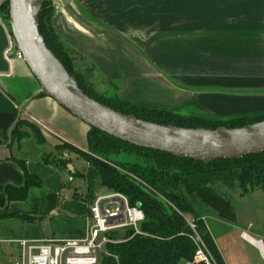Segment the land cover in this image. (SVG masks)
Returning a JSON list of instances; mask_svg holds the SVG:
<instances>
[{
  "label": "crops",
  "instance_id": "1",
  "mask_svg": "<svg viewBox=\"0 0 264 264\" xmlns=\"http://www.w3.org/2000/svg\"><path fill=\"white\" fill-rule=\"evenodd\" d=\"M54 5L56 35L115 90L114 98L193 108L215 118L264 114V0H54ZM14 50L10 27L0 18V202L5 186L24 185L16 162L40 183L24 201H4L8 212L36 221H0V264H13L21 241L83 240L90 225L86 197L65 195L60 169L46 163L55 155L44 149L43 134L65 156L69 148L84 152L89 127L38 96L40 86ZM18 119L34 131L12 140Z\"/></svg>",
  "mask_w": 264,
  "mask_h": 264
},
{
  "label": "trees",
  "instance_id": "2",
  "mask_svg": "<svg viewBox=\"0 0 264 264\" xmlns=\"http://www.w3.org/2000/svg\"><path fill=\"white\" fill-rule=\"evenodd\" d=\"M48 1L51 0H42L38 16V32L44 41V45L64 67L69 76L76 80L80 90L95 102L119 114L133 116L144 122L192 130H216L218 128L234 130L264 122V116L255 118L257 120H248L247 116L234 117L228 122L221 123L198 118L181 119L172 117L158 109L142 105L109 102L100 96H93L92 92L81 83L80 76L74 71L70 57L54 35L51 24H49L51 16L48 18L47 24L44 21ZM7 14L8 5L6 4V18ZM38 96H43V94L40 93ZM18 125L17 123L12 129V140H19L27 135L15 134ZM30 131H34L33 128ZM36 136H38L37 133ZM87 144L90 151L101 157L114 155L115 151H121L126 147L135 153L144 155L146 160L145 165L142 166L139 164L126 166V171L139 180L133 181L106 167L97 156H87L84 152L72 149L89 167V175L98 177L101 188L107 192L123 195L127 198L129 206L139 207L138 209L142 211L144 216L143 222L138 226L142 235L133 236V231L130 229L124 231L122 238H119V232L108 234L110 239L118 240L119 243L104 246L103 250L96 256V264L194 263L197 247L191 238L195 233L209 248L216 262L223 264L206 228L205 217H197L195 207L186 203L181 193L184 192L192 197L193 204L200 202L213 208L217 212L219 220L231 221L230 205L226 199L218 195L217 188L219 186L232 189L237 184L242 192L257 190L264 192V153L237 160H223L205 164L138 148L92 128H89L87 134ZM45 161L47 164L55 166V163L49 158H46ZM16 165L22 171L25 182L21 187L7 185L3 188L4 201L8 203L24 201L28 190L33 186L39 187L40 185L37 178L26 174L22 162H16ZM89 188L90 184L88 183V193ZM160 196L173 207L160 200ZM4 201L0 202V206H3L0 207V221L16 219L23 224L35 223L36 220L31 216L8 212ZM93 201L94 199L88 197L87 194L84 202L90 206Z\"/></svg>",
  "mask_w": 264,
  "mask_h": 264
},
{
  "label": "water",
  "instance_id": "3",
  "mask_svg": "<svg viewBox=\"0 0 264 264\" xmlns=\"http://www.w3.org/2000/svg\"><path fill=\"white\" fill-rule=\"evenodd\" d=\"M41 4L42 0H8L11 36L23 62L40 86L39 93L71 116L121 142L178 159L206 164L264 153V122L234 130L161 126L124 116L90 99L46 49L38 32Z\"/></svg>",
  "mask_w": 264,
  "mask_h": 264
},
{
  "label": "rangeland",
  "instance_id": "4",
  "mask_svg": "<svg viewBox=\"0 0 264 264\" xmlns=\"http://www.w3.org/2000/svg\"><path fill=\"white\" fill-rule=\"evenodd\" d=\"M6 4L8 5V0H0V18L4 20V23L7 26H9L8 14L7 18L5 15ZM55 8L56 7L54 5V0L48 1L44 21L47 24L48 18L51 16V21L49 22V24H51L52 31L56 38L63 45L65 51L70 57L74 71L77 72V74L80 76L81 83H83V85L90 92H92L91 94L93 96H100L103 98V100L109 102L132 104L114 98L115 90L109 87L107 83H104V80L100 75H98L97 72H95L94 74L93 69L77 54L68 49L64 45V43L59 39L52 25ZM92 83L94 84L95 88H93ZM117 86L119 89L120 87H122V84L118 82ZM145 107L158 109L169 114L172 117L181 119L198 118L216 121L219 123L228 122L231 120V118H215L201 110L193 108L170 110L149 106ZM246 116L248 120H257L255 118L264 116V114ZM18 124L19 125L15 129L16 135H25L32 129V125L26 122L25 120H18ZM43 134L46 143L44 149L51 150V152H53L55 155L49 157V160L54 162V165L60 169L59 172L60 176L63 178L62 181H64L65 185L67 186V189L64 190L65 195H69L70 197H72L73 194L76 193L81 199H84L88 194V197H91L94 200L98 196H108L112 194L118 195V193L115 192H107L99 186L100 182L98 177H93L89 175V167L81 159V157H79V155L73 152L72 149L75 148L67 149L68 151L65 153V156L62 152L57 155L55 153L54 147L52 146L54 144L53 142L55 139H53L48 133L44 131ZM11 137L12 136L10 134V139ZM31 140L33 141V137L31 138ZM26 144L27 143L23 142L22 147L23 150L28 153L29 146ZM50 145L52 146V148L49 147ZM76 150L81 151L79 149ZM84 153L87 156H97L100 162H102L106 167L133 181H137L138 179L134 177L131 173L126 171V166H132L134 164H139L142 166L146 163L144 155L140 153H135L133 150L126 147H124L121 151H115L114 155L101 157L99 155H95L93 151H90V149L88 148V144H86ZM70 163L72 164V167L67 168V165H69ZM66 170L69 174L66 172ZM88 183L90 184L89 193L87 192ZM217 193L220 197L228 201L232 212L231 221L219 220L217 212L206 204H201L200 202L197 204H193L192 197L186 195L184 192L181 193V196L184 197L186 203L191 204L195 207L197 217H205L204 221H206V228L209 232L212 241L215 244V247L218 251L219 256L221 257V260L223 261V264H264L262 263L261 258L257 253L258 250L256 249V251L254 249L255 247L253 248V246L249 245L246 241L241 238L242 234H246L253 241L261 243L262 247H264V192L260 190L254 192H242L240 186L236 184L232 189H226L225 187L219 186L217 188ZM159 198L160 200L164 201L168 206L173 207V205L170 204L166 199L162 198L161 196ZM189 218L191 219V217ZM124 233L125 232L119 233V238H122ZM193 237L199 239L200 243L203 245L205 252L207 254H210L215 260L209 248L203 243L197 233H195ZM190 264L200 263L196 261Z\"/></svg>",
  "mask_w": 264,
  "mask_h": 264
},
{
  "label": "built area",
  "instance_id": "5",
  "mask_svg": "<svg viewBox=\"0 0 264 264\" xmlns=\"http://www.w3.org/2000/svg\"><path fill=\"white\" fill-rule=\"evenodd\" d=\"M12 55L18 60L22 56L16 45ZM35 122V120H33ZM143 186V185H142ZM144 216L140 209L130 207L123 195L98 196L88 209L89 227L83 240L47 239L43 242H19L21 255L13 264H96V256L104 246L117 244L108 234L132 230L133 236L142 235L138 226ZM246 234H242L244 241ZM197 247L194 262L200 264H217L210 254H207L198 238H191ZM247 242V241H246ZM264 263V254H259Z\"/></svg>",
  "mask_w": 264,
  "mask_h": 264
},
{
  "label": "bare ground",
  "instance_id": "6",
  "mask_svg": "<svg viewBox=\"0 0 264 264\" xmlns=\"http://www.w3.org/2000/svg\"><path fill=\"white\" fill-rule=\"evenodd\" d=\"M245 240L249 242L254 247H257L260 249L261 254H264V247H262L261 243L253 241L249 236H244Z\"/></svg>",
  "mask_w": 264,
  "mask_h": 264
}]
</instances>
